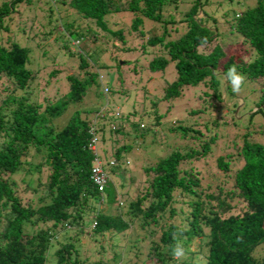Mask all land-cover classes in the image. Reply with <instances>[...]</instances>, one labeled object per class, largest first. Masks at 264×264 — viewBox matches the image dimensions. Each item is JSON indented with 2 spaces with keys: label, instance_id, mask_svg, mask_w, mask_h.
Listing matches in <instances>:
<instances>
[{
  "label": "trees",
  "instance_id": "16d2710c",
  "mask_svg": "<svg viewBox=\"0 0 264 264\" xmlns=\"http://www.w3.org/2000/svg\"><path fill=\"white\" fill-rule=\"evenodd\" d=\"M31 1H0V264H264L258 247L264 244V0L224 19L227 26L216 18L221 10L211 6L219 0H43L48 4L46 22L52 25L38 34L45 38L59 24L55 32L66 52L55 55L77 62H62L69 65L47 71L46 80L58 81L65 90L42 106L31 96L37 89V71L28 66L30 49L17 31L23 28L7 25L10 15ZM117 13L128 14V23L111 30L107 18ZM78 17L83 27L74 23ZM97 28L106 32L103 37L122 44L128 37L140 39L138 46L116 49L137 51L136 58L121 62L133 63V73L143 54L150 55L145 64L149 73L168 71L161 75L165 78L160 94L149 105L141 103L137 111L108 106L106 93L111 98L127 92L118 91L119 83L114 90L107 82L101 85L106 78L100 71L116 70L118 64L111 52L108 61L99 62L104 48L95 40ZM70 39L74 44L84 40L79 51L68 49ZM88 41L96 44L99 54ZM110 45L116 44L112 40ZM232 67L244 77L240 90L253 92L255 107L240 122L242 118L233 117L236 102L225 106L232 125L243 126L233 151L210 159L218 136L226 134L217 129V118L201 123L192 118L213 108L209 101L172 121L167 151L142 167L145 185L127 204L122 205L108 180L97 188L89 177L93 159L87 147L93 118L97 146L109 136L106 163L112 160V172L125 164L124 155L133 145L130 138L114 147L115 134L127 126L128 136L140 140L153 134V126L169 122L161 118L172 101L200 85L208 91L199 98L223 105L221 79L224 96L236 95L225 76ZM114 80L122 81L118 74ZM46 86L56 87L48 82ZM92 94L103 102L82 105ZM162 101L165 107L159 105ZM67 108L68 116L57 126L55 119ZM254 113L259 118L253 121ZM34 158L39 161L33 163ZM42 169L44 177H36L35 184L24 179ZM105 199L104 206L117 208L95 209L96 202L102 205ZM130 224L146 233L130 231L126 236ZM145 237L148 241L142 245ZM193 238L197 243L191 249ZM177 244L185 251L180 259L174 257Z\"/></svg>",
  "mask_w": 264,
  "mask_h": 264
},
{
  "label": "rangeland",
  "instance_id": "374dc122",
  "mask_svg": "<svg viewBox=\"0 0 264 264\" xmlns=\"http://www.w3.org/2000/svg\"><path fill=\"white\" fill-rule=\"evenodd\" d=\"M1 1V0H0ZM219 4L212 3L211 6H215L214 10L219 11L218 16L216 17L217 20L223 21L224 19H230L232 15L244 9L245 7H250L254 4L255 0H219ZM48 11V4L44 2L43 0H32L31 3L26 4L24 6H20L17 10V12H14L10 15V19L8 20V27L10 29H20V27L23 28L22 31L17 30L19 33H21L22 36H19L21 43L24 45L28 46L30 49V59L32 65L28 66L30 68H35L37 73L35 74L37 80L35 81L37 85V89L31 91V96L32 98H36L37 102H40V106H42L46 100L50 101L55 98H57L65 88L56 80L50 79L46 80V73L47 71L51 69H55L56 67H65L68 66L69 64H60L62 62H66L71 60L72 58H68L67 55L59 57L57 54H64L66 52V49L61 47L62 40L56 35L55 30L60 29V25L57 24L53 29L50 34H48L47 37L41 38V36L38 34L41 31H47L50 26L52 25L48 22H46V15ZM224 11V12H223ZM70 18V14L68 13L66 15V19ZM74 23H79L80 27H83L84 24H82L83 20H81L79 17L74 18ZM129 15L124 14V13H117L109 16L107 18V24L108 27L111 30L116 29L117 27L121 26L123 23H128ZM90 24V23H89ZM92 28L94 26L90 24ZM226 25V24H225ZM227 26V25H226ZM82 29V28H81ZM97 33H99V36L102 37H97L95 40L100 43V47L104 48V52L101 53L100 60L99 62L101 64H104L105 61H108V53L111 52L112 55H116L114 59H116V63L118 64V67H116V70H102L100 71L101 76L104 74V78L102 80L103 86H106L105 82H107V86L111 90H114L115 87H119L118 91H126V95H120L119 97H111L109 98L112 94L111 93H106L107 99H108V106L113 107V106H119L121 109L125 110L129 107H133V109L139 110L141 103L144 105H149L151 100L156 99L157 97H154V95H159L161 88L164 86V83L162 81L161 75H165V73H168V71L164 72L161 74L160 72H154V73H149L147 70H145V64L147 59L150 57V55L143 56L141 57V60L139 63L136 64V70L133 73L131 71V67L133 63H125L121 64L122 60L124 58H129L133 59L136 58V52H118L116 49L119 47H122L124 45H133V46H138L139 45V40H134L131 37L127 38V42L123 43L117 40L116 38L109 36L108 37H103V35L106 33L105 31L97 28L96 29ZM8 34L12 32V30L6 31ZM6 33H2L4 36ZM36 34L30 39V36ZM106 35V34H105ZM89 37L90 34H89ZM114 41L116 45L111 46L110 42ZM75 41L74 39L69 40V50H77L80 48V45L83 44L84 40L80 43H73ZM227 40H224L223 46L224 48L227 46ZM89 48L94 49V54L96 55L97 53L99 54V50H97L96 44L93 42L88 41ZM208 46H210L208 44ZM200 47L199 49H208L209 47ZM96 49H95V48ZM136 49V48H135ZM43 51V52H42ZM91 51V52H92ZM45 52V54H44ZM90 52V53H91ZM43 53V54H41ZM50 53H53L54 56ZM106 56V58H105ZM98 57V56H97ZM114 59H112L114 61ZM73 64L76 65L77 60L75 61L73 59ZM107 64V63H106ZM75 67V66H74ZM119 75L121 77V82H118L115 79L116 75ZM109 77V78H107ZM166 78H170L168 75H166ZM46 82H48L49 85L53 84L56 87L52 88L51 86H46ZM119 83V86H118ZM224 85L225 82L223 79H221L220 86H218L219 89V96L221 97V104L219 106V103L212 99V98H199L200 95H202V91H208V89L204 86H197L195 88H192L190 90H185V94L181 96V98H177L174 101H172V105L170 106V109L167 113H165L162 116V121L166 122L169 121L166 126H161L160 124L153 126V134H146L143 139H139L138 136L131 137L128 136L129 132H131V129L127 126L125 129L122 130V133L115 134L113 136V141L114 142V147H117L119 145H122L124 143H127L129 141L128 139L132 138L130 141L132 145V148L130 151L125 153V164H121V167L115 168L116 170H113L112 172L109 171L108 167L106 166V160L108 159L109 156V148H108V140L109 136L106 135V140L104 142L98 141V156L101 159V163L103 166V169L105 173L107 174L108 181L112 183L116 194L119 198V201H121L122 205L127 204L128 201L133 199L134 195L137 193V191H140L143 189V186L145 185V180H144V174L142 167L147 165L151 160L156 159L159 155H162L165 153L167 150V146L165 143L169 142V138L167 135H169L171 132L168 129L170 127L172 121L175 119H183L185 118V114L189 109H195L198 107H201L202 105L207 106V103L210 101L212 102V105L214 107H209L208 111H205L203 113H197L192 116L195 121L201 123L205 120H211L212 118H217L219 120V125H217V129L221 130L223 133H225V136L219 135L217 140L215 141L213 148L211 149V157L210 159L212 160L215 155L218 154H224L225 152H231L235 149V145L239 143V137L238 134L241 133L242 125L239 124L237 130L233 125L232 121L229 118L230 114H224L226 112V107L234 101L236 102L235 107H234V113L233 117L234 119H241L240 122L246 121V116L245 114H249L252 112L255 107H253L252 101L253 99V92L247 93L248 90L245 92L242 90H239V92H236V95L232 98H226L224 96ZM46 86V87H44ZM44 87V88H42ZM42 88V89H41ZM145 92V93H144ZM45 93V96L42 97V94ZM144 93V94H143ZM111 94V95H110ZM134 95V100L130 95ZM243 97V99L241 98ZM97 94H92L89 99H85L83 101L84 106H89L91 103L98 104L103 102L101 98L98 99L97 101ZM111 99V100H110ZM243 100V101H242ZM94 101V102H93ZM81 105V104H80ZM159 105H163L165 107L166 103L165 101H162L159 103ZM216 105H218L216 107ZM250 108V110H243L244 108ZM71 110V108H67L58 118L55 119L54 123L57 126H60L61 124L64 123L65 118L68 116V112ZM131 110V109H130ZM259 114H253L252 115V120L254 121L255 119H258ZM130 119L132 118L133 121L137 120L136 116H129ZM191 117V116H190ZM245 119V120H244ZM225 120V121H224ZM225 122L221 124L222 122ZM140 122V121H139ZM141 124L145 125V122L142 121L140 122ZM239 131V132H238ZM233 139L237 140L238 142L233 143ZM253 139V138H252ZM149 141V142H148ZM146 144V146L144 145ZM240 144V143H239ZM39 159L34 158L33 163L38 162ZM33 165V164H32ZM122 165H126L124 168ZM215 169H211V172ZM44 172L45 170L42 169L41 174H38L36 171H31L30 173L26 174L24 179L31 180L32 184H35V178L40 177L42 179L44 177ZM22 177V176H20ZM14 179L17 181L19 180L18 176H14ZM122 184V186L119 185ZM20 187V186H19ZM108 202L106 199L102 202V205L98 204L96 202L95 209H116V204H112L110 207L104 206ZM132 231V234H135L139 236L140 234H145L146 232H143L142 229L137 228L135 225L130 224L129 229L125 231V235L127 236L128 232L130 233ZM148 241V238L145 237L143 238V243ZM197 243V238H193L191 243L189 244V248H194L195 244ZM262 246V247H261ZM260 248V252L264 253V244L258 246Z\"/></svg>",
  "mask_w": 264,
  "mask_h": 264
},
{
  "label": "clouds",
  "instance_id": "9594fccd",
  "mask_svg": "<svg viewBox=\"0 0 264 264\" xmlns=\"http://www.w3.org/2000/svg\"><path fill=\"white\" fill-rule=\"evenodd\" d=\"M225 76H226V79H227L228 81H230L231 86H232V88H233V91H234V92H239L240 87H241V85H242V83H243V81H244V77H243V75L237 73L236 68H235V67H232V68L228 69V71H227V73L225 74ZM97 115H99L98 112H96V113L94 114V117H96ZM94 119H95V118L92 119V122H93V123H94ZM93 123H92V124H93ZM90 124H91V123H90ZM92 124H91L90 128L88 129V132H89L90 136H89V140H88V143H87V147H88L89 151L92 153V159H93L94 153L91 151V149H90L89 146H88V144L90 143V140H91L92 138H94L95 155H96L98 158H99V156H98V153H97V151H96V148H97V143H96V142H97V137L94 136V134H93V126H92ZM99 160H100V166H101V169H102V171H103L104 174H105V177H106L105 181H106V180H108V177H107V174L105 173V171H104V169H103V166H102V163H101V159H100V158H99ZM112 164H113V163H112V160H108V162L106 163V166H108V165L110 166V165H112ZM91 165H92V164H91ZM104 183H105V182H104ZM91 225H92V224H91ZM184 256H185L184 248H183L181 245L177 244L176 247H175V250H174V257H175L176 259H180V258H182V257H184Z\"/></svg>",
  "mask_w": 264,
  "mask_h": 264
},
{
  "label": "built area",
  "instance_id": "2783aa9c",
  "mask_svg": "<svg viewBox=\"0 0 264 264\" xmlns=\"http://www.w3.org/2000/svg\"><path fill=\"white\" fill-rule=\"evenodd\" d=\"M88 146L91 149V151L94 153L92 165L90 167L89 177L92 180V182L97 186V188L100 189L101 186L104 184L106 177H105L104 172L101 169L100 160L95 155L94 138L90 140V143L88 144Z\"/></svg>",
  "mask_w": 264,
  "mask_h": 264
}]
</instances>
